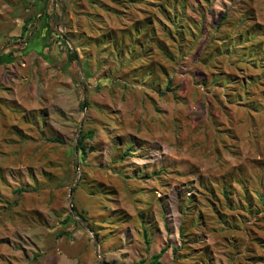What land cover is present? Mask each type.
<instances>
[{
    "label": "rangeland",
    "instance_id": "1",
    "mask_svg": "<svg viewBox=\"0 0 264 264\" xmlns=\"http://www.w3.org/2000/svg\"><path fill=\"white\" fill-rule=\"evenodd\" d=\"M161 248L264 264V0H0V264Z\"/></svg>",
    "mask_w": 264,
    "mask_h": 264
},
{
    "label": "trees",
    "instance_id": "2",
    "mask_svg": "<svg viewBox=\"0 0 264 264\" xmlns=\"http://www.w3.org/2000/svg\"><path fill=\"white\" fill-rule=\"evenodd\" d=\"M74 55L70 52V58H72ZM167 89H169V87H166ZM92 135H93V132L92 131H87L86 133H81L80 134V136H79V138H78V140H77V149L79 150V151H82V152H84L85 151V145H84V139L86 138V137H92ZM129 149H127V151H126V153L125 154H128V152L130 151H128ZM18 192H20V190H18ZM181 228V227H180ZM144 240H145V242H146V244H147V239H146V237H145V234H144ZM166 251V248H161L160 250H159V252L158 253H156V254H153L152 255V258H151V264H162L160 261H159V259H160V257H161V255L164 253ZM173 251H175V250H173Z\"/></svg>",
    "mask_w": 264,
    "mask_h": 264
},
{
    "label": "water",
    "instance_id": "3",
    "mask_svg": "<svg viewBox=\"0 0 264 264\" xmlns=\"http://www.w3.org/2000/svg\"><path fill=\"white\" fill-rule=\"evenodd\" d=\"M84 103H85V102H84ZM79 130H80V128H79ZM78 134H79V132L77 133V136H78ZM75 167H77V163H75ZM73 187H74V185L71 186L70 189H69V196H71V194H72ZM96 253H97V251H96Z\"/></svg>",
    "mask_w": 264,
    "mask_h": 264
}]
</instances>
